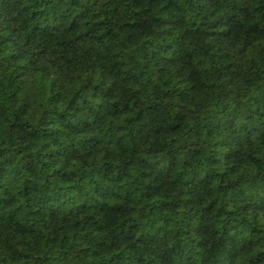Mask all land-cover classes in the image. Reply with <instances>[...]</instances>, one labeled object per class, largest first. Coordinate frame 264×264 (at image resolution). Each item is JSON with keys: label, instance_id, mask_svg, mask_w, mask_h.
Listing matches in <instances>:
<instances>
[{"label": "trees", "instance_id": "16d2710c", "mask_svg": "<svg viewBox=\"0 0 264 264\" xmlns=\"http://www.w3.org/2000/svg\"><path fill=\"white\" fill-rule=\"evenodd\" d=\"M0 264H264V0H0Z\"/></svg>", "mask_w": 264, "mask_h": 264}]
</instances>
